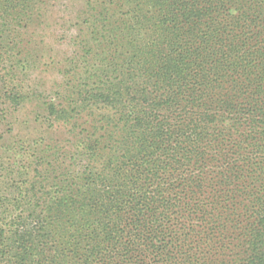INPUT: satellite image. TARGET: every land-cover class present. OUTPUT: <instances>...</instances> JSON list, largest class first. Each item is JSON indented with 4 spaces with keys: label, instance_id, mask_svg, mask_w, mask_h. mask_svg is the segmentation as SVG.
I'll return each instance as SVG.
<instances>
[{
    "label": "trees",
    "instance_id": "trees-1",
    "mask_svg": "<svg viewBox=\"0 0 264 264\" xmlns=\"http://www.w3.org/2000/svg\"><path fill=\"white\" fill-rule=\"evenodd\" d=\"M55 1L0 0V264H264V0H76L61 68Z\"/></svg>",
    "mask_w": 264,
    "mask_h": 264
},
{
    "label": "rangeland",
    "instance_id": "rangeland-1",
    "mask_svg": "<svg viewBox=\"0 0 264 264\" xmlns=\"http://www.w3.org/2000/svg\"><path fill=\"white\" fill-rule=\"evenodd\" d=\"M54 2H52L53 4ZM79 9L76 0H58L55 1V6L50 9L49 17L41 18L39 27L36 29L38 38V49L41 56L45 54L48 61H53L59 68L68 59L71 54L73 42L72 37L78 32L73 28L75 12ZM39 33L43 37L39 36ZM53 75H47L44 80L52 82ZM26 116V115H25Z\"/></svg>",
    "mask_w": 264,
    "mask_h": 264
}]
</instances>
